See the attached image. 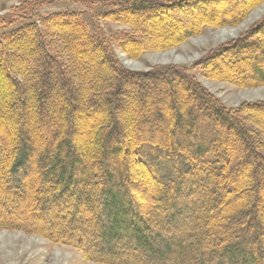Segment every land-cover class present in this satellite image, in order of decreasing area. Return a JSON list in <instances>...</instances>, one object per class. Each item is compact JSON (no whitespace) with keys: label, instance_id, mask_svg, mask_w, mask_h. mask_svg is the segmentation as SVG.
<instances>
[{"label":"trees","instance_id":"1","mask_svg":"<svg viewBox=\"0 0 264 264\" xmlns=\"http://www.w3.org/2000/svg\"><path fill=\"white\" fill-rule=\"evenodd\" d=\"M55 1L23 0L0 37V229L99 264H264V155L245 125L264 102L228 109L189 73L264 84V17L192 66L136 72L82 15H35ZM111 1L107 18L131 30L115 38L129 57L217 26L215 0ZM236 1L245 6L222 24L262 0ZM190 4L210 19L156 35L140 25ZM236 56L251 69L223 78Z\"/></svg>","mask_w":264,"mask_h":264},{"label":"rangeland","instance_id":"2","mask_svg":"<svg viewBox=\"0 0 264 264\" xmlns=\"http://www.w3.org/2000/svg\"><path fill=\"white\" fill-rule=\"evenodd\" d=\"M22 3L23 0H0V37L3 32L21 22L14 15L20 14L19 9ZM199 5L201 6L202 3ZM239 5L245 6V4L238 3L236 0L213 1L208 5L207 10L215 13L213 23H216L217 26H206L198 34L188 37L175 46L145 51L136 57L127 56L117 45L115 38L119 34L121 35L131 30L128 25L107 18L110 15H114L116 9H118V6L114 5L111 0H97L91 3L85 0H56L49 5L38 7L35 15H38L39 18L60 12H75L78 15H82L90 30L94 27H92L93 24L98 27V32L106 39L109 48L114 52L119 63L124 68L137 72L148 71L156 66L163 65L192 66L214 49L240 37L264 17V0H262L256 5L251 4L253 7L242 20L222 24L223 22L221 21L229 16L226 13H236ZM207 13L205 15L202 14L195 5H184V9L175 10L171 13L173 18L168 16L165 18L155 17L154 15H157V13L153 12L146 14L148 16L145 20L140 21V25L156 35L162 32L161 27L163 26L180 25L176 28L180 30V27H183L184 23L188 22V19L196 18L199 20L208 18ZM102 15L105 17H102ZM156 40L157 38L151 41ZM161 42H167V38H162ZM52 44L54 48L58 46L55 40ZM231 61L232 63L227 61L226 65L222 64L221 73L225 79L229 77L239 79L240 77L236 78V76H239L237 74H240L237 73L239 69L243 68L245 71L251 69L248 66L250 62L246 59H239L236 56L232 57ZM189 73L228 109L246 108L251 107L249 106L251 104L264 102V84H258L245 78L242 79L241 85H238L226 80L204 76L197 69H191ZM242 117L244 118V116ZM255 122L257 125L245 121V125L255 134L256 142L264 155V127L261 126V122L264 123V117L261 115L255 117ZM0 264L99 263L85 260L81 253L71 246L52 243L39 235L26 233L21 230L0 229Z\"/></svg>","mask_w":264,"mask_h":264}]
</instances>
